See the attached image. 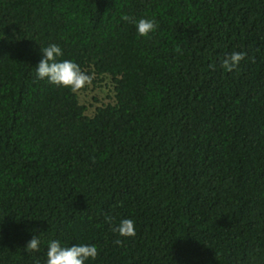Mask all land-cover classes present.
<instances>
[{
	"label": "trees",
	"instance_id": "trees-1",
	"mask_svg": "<svg viewBox=\"0 0 264 264\" xmlns=\"http://www.w3.org/2000/svg\"><path fill=\"white\" fill-rule=\"evenodd\" d=\"M50 43L114 102L89 117L37 79ZM53 239L95 244L86 264H264V0H0V264Z\"/></svg>",
	"mask_w": 264,
	"mask_h": 264
},
{
	"label": "clouds",
	"instance_id": "clouds-1",
	"mask_svg": "<svg viewBox=\"0 0 264 264\" xmlns=\"http://www.w3.org/2000/svg\"><path fill=\"white\" fill-rule=\"evenodd\" d=\"M126 21L134 24L136 32L141 37H147L156 31L157 23L154 19L141 17L134 19L125 17ZM41 59L35 66V75L39 80H47L48 83L70 89L73 93L91 84L92 76L82 70L81 66L69 59H60L62 48L56 43H50L46 47L39 48ZM247 53L244 51H233L226 55L221 61V67L232 72L239 68ZM213 69L215 65L211 66ZM112 225V230L118 237L131 238L136 235L135 221L133 219H120L118 223L112 224L111 218H106ZM120 244L118 238L115 241ZM41 241L38 235H32L25 248L33 252L40 250ZM98 256V248L95 244H62L60 240L53 239L47 244L44 264H86L89 260L95 261Z\"/></svg>",
	"mask_w": 264,
	"mask_h": 264
},
{
	"label": "rangeland",
	"instance_id": "rangeland-1",
	"mask_svg": "<svg viewBox=\"0 0 264 264\" xmlns=\"http://www.w3.org/2000/svg\"><path fill=\"white\" fill-rule=\"evenodd\" d=\"M80 104L86 107L85 114L93 116L97 107L112 104L114 102L113 83L107 76L100 81H91L83 90L77 93Z\"/></svg>",
	"mask_w": 264,
	"mask_h": 264
}]
</instances>
